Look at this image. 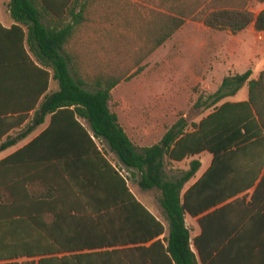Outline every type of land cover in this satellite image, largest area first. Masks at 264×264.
<instances>
[{"label": "trees", "instance_id": "obj_1", "mask_svg": "<svg viewBox=\"0 0 264 264\" xmlns=\"http://www.w3.org/2000/svg\"><path fill=\"white\" fill-rule=\"evenodd\" d=\"M89 1L9 3L13 19L27 28L29 51L39 66L27 58L45 79L44 100L34 113L33 126L43 123L47 115H52L51 129L56 119L69 120L76 144L71 172L64 159L68 156L36 154L46 134L0 161V169L11 171L10 183L0 184V264H264V204L258 202V194L264 198V175L251 201L239 196L254 187L261 175L246 167L244 144L250 137L246 124L260 115L259 102L264 101V73L249 81L248 101L219 105L235 95L252 73L226 77L217 92L198 103L210 110L199 123L181 117L158 143L138 147L110 108L112 91L123 78L105 74L85 78L68 49L85 20ZM214 1L221 6L203 13L201 22L206 27L238 34L254 24L258 32L264 31V9L256 14L247 2L240 3L244 0ZM193 11L182 9L178 16H168L154 35L151 50L171 38ZM51 79L59 89L47 94ZM92 136L139 174L142 190L159 192L169 223V233L162 239L164 224L136 198ZM204 151L214 158L193 185L186 188L200 169V160H193L182 176H168L166 158L182 161ZM40 167L54 169V175L71 183V194L87 207L86 216L71 215L69 204L61 199L60 185L44 176ZM187 214L201 216L202 233L195 238L186 225ZM82 229L91 232L86 242L76 233ZM85 248L92 251L82 252Z\"/></svg>", "mask_w": 264, "mask_h": 264}, {"label": "rangeland", "instance_id": "obj_2", "mask_svg": "<svg viewBox=\"0 0 264 264\" xmlns=\"http://www.w3.org/2000/svg\"><path fill=\"white\" fill-rule=\"evenodd\" d=\"M244 2L254 12L261 7L257 0L240 3ZM219 6L214 0H90L85 20L68 49L85 78L97 74L123 78L112 91L111 107L115 111L124 106V113L138 115L143 126L153 115L156 136L146 142L151 144L181 117L198 123L210 111L198 103L214 94L220 81L210 69H201L203 60L211 66L212 55L211 30L201 17ZM189 8L194 14L186 23L162 46L151 50L154 35L167 17ZM187 169L189 166L172 164L166 171L169 177L178 178ZM132 187L142 201L157 202V190H140L136 183Z\"/></svg>", "mask_w": 264, "mask_h": 264}, {"label": "crops", "instance_id": "obj_3", "mask_svg": "<svg viewBox=\"0 0 264 264\" xmlns=\"http://www.w3.org/2000/svg\"><path fill=\"white\" fill-rule=\"evenodd\" d=\"M10 1L0 0V161L17 153L33 140L46 134L42 139V143L36 147V154L40 156H47L49 154L68 156L64 159L69 164L71 172V152L75 151L76 144L73 138L74 127L71 126V121L56 119L54 127L51 129L52 115H47L43 123L33 126L34 113L44 100L45 94L42 93V89L44 88L45 79L43 73L34 67L27 58L29 55L31 60L39 66L35 55L29 51L27 28L19 24L11 15L9 9ZM262 9H264V2L261 3L260 9L255 13L257 14ZM18 26L21 29H18ZM206 28L210 29L212 34L211 66L206 65V62L203 60L201 62V69H210L214 77H218L220 86L217 91L226 77L244 74L247 71H251L252 73L249 80L243 84L235 95L227 96L219 105L225 102L248 101L250 91L249 81L258 80L264 73V31L258 32L254 24H251L238 34H233L230 30L225 29ZM203 54H201V57ZM244 57L246 62H242ZM58 89V83L51 79L47 94ZM125 103L129 104L130 107H137L136 103ZM123 107L119 106V109L114 111L110 102L111 110L117 113L120 124L138 147H150L158 143L169 129L157 140L155 139L154 143L148 144L146 142L154 139L156 136L157 123L154 116L149 117L143 126L141 118L138 115L124 113ZM259 107L260 115L256 114L255 120H251L246 124V129L250 131V137L246 139V143L244 144L245 164L252 171H261V175L255 186L239 195H246L247 202L251 201L255 189L264 175V164H262L264 162V101L259 102ZM23 115H27V117L23 119ZM80 122L85 128H88L86 120L82 119ZM92 139L101 154L118 170L122 169L120 172L127 179L128 186L136 198L164 224L165 233L160 237L162 239L169 233V223L159 203V197L157 202L147 199L142 201L132 187L135 183L138 185L139 174L134 169H128L123 165L102 140L94 136H92ZM213 158V154L208 151L187 157L182 161H170L166 158V168L172 164H183V166H189L190 168V163L193 160H200L202 165L195 177L186 185V188H188L207 171L212 164ZM52 165L55 166L53 168L56 170V162H53ZM40 170L44 176L56 179L62 191L61 199L69 204L71 215H79L81 213L82 217L86 216L87 207L79 197L71 194V183L69 181L66 182L64 178L54 175V169L47 171L45 167H40ZM9 172H11L9 167L0 169V184L10 179ZM140 190L142 189L140 188ZM262 197L263 193L258 194V202L264 204V198ZM200 217L191 216L190 214L186 215V225L191 231L192 238L202 233V227L199 222ZM76 233L82 237V242L88 241L91 235V232L86 229H82ZM192 248L197 254L194 245H192ZM91 251L88 248L82 250L84 253Z\"/></svg>", "mask_w": 264, "mask_h": 264}]
</instances>
